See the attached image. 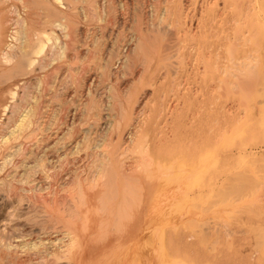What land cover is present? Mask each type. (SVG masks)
<instances>
[{"label": "bare ground", "instance_id": "6f19581e", "mask_svg": "<svg viewBox=\"0 0 264 264\" xmlns=\"http://www.w3.org/2000/svg\"><path fill=\"white\" fill-rule=\"evenodd\" d=\"M136 2L138 5L139 1L137 0ZM236 7H238L240 16L237 19H233V21L236 22L237 20L239 22L243 14L247 16V13H243L238 3ZM164 10H167L166 7ZM116 11V0H0V194H3L7 199H14L16 208L24 203L27 209L21 213V215L24 214L23 218L25 221L22 223L17 221L15 223L14 226H18L17 228L13 226V229L10 228L5 232L0 231V264H143L142 249L144 248V237L146 236L144 235V228L148 225V222L145 225L148 219L146 216L152 203L155 206L152 208V204L151 208L155 210L157 206L156 200L160 196L159 191H164L166 186L170 184H180L181 176H191H188L189 183L185 182L189 186H196L200 181V173L198 175L197 171L187 170L189 167L186 168L183 164L184 162L179 163L180 161L178 162L177 158L163 156L159 153L161 151H154V149L150 148L149 141L146 139L147 135L141 131H139V134L137 132L134 133L135 130L132 132L127 131L129 144L122 146V134L134 119L130 121L131 117L128 116L124 108L126 104L123 105L124 102L121 103L119 92L114 90L117 85L114 88L107 86L109 87L107 91L110 94L106 104L110 112L106 113V122L103 126L99 125V120L103 117L100 113V108L105 104L101 106L99 103L100 99L98 102L95 100L96 97L94 95H90L87 100L85 98L86 101L84 102L80 99L81 90L86 87L88 90L86 93L89 92L92 83H89L90 85L85 83L86 78L83 73L87 66L83 65L82 60L85 59V56L81 55L80 47L88 36L92 46L102 44L105 41L102 40L105 28L108 25L113 26L116 24ZM139 13L140 17L138 18L141 21L143 13L140 9ZM175 13L172 14L174 25H177L180 24L182 15ZM255 17V26L258 29H264V19L259 18L260 16ZM135 21L138 22V27L133 36V45L128 49L129 51L127 50L128 52H122L123 43L121 39H118L117 43L116 41L112 43L113 46L108 51L107 57H102V61H100L101 58L95 50L87 49V57L97 60L93 65L97 66L93 67L98 74L97 77H99V82L96 84L97 87L103 84L104 78L108 80L111 77L110 75L114 73L112 66L118 60L119 69L117 70L122 73L120 75H123L124 71L126 73L132 66L139 67L140 74L145 73L153 60L157 61L155 67L158 70L163 69L165 73L170 69V62L172 61H169V57L165 55L166 53L164 55L163 53L158 54L155 57L154 49L162 41L164 42L163 45H165L166 41H168L167 36L170 37L175 32L166 29V26L161 22L162 20L156 23H152L153 20L150 21V25L145 29L141 27L143 25L139 24L138 19ZM96 23L101 35L99 34V37L95 39V36L87 35L85 31H90L89 26L96 25ZM83 25H88L87 29L82 28ZM170 29L172 28L170 27ZM235 31L236 33H234L232 39H229L226 52L230 62V66H228L232 71H235H230L228 75L236 76L237 80L234 79L236 81L232 82L229 80L230 82H228L231 84V90H240L243 86L250 88L249 85L256 80L255 64L258 60L255 52L257 50L254 48L245 56L243 55L241 59H236L234 57V48L236 46H244L258 33L255 27L253 30H247L245 32L247 33L246 35L245 33H239L238 29ZM154 33L158 37L153 36L152 34ZM129 39H132V36ZM148 39L151 40L150 48L145 45ZM252 51L254 53H251ZM93 60L90 62L94 63L92 62ZM235 60L239 61L236 62ZM179 63L181 62L179 61ZM209 67L208 64L206 68L208 69ZM208 72H211V70ZM112 75L114 76V74ZM243 77L246 78H244L245 81H240L239 78L242 79ZM141 78L143 79V77ZM171 78L173 77L171 76ZM252 78L254 79L252 80ZM260 80L263 83L257 80L258 85L261 83L264 87V72H262ZM227 87L228 85H226ZM70 88L71 96L68 95ZM125 97L126 95L124 96V101ZM136 103L135 107H142L141 101L136 100ZM261 110L259 114H261ZM140 111L139 108L137 112L141 113ZM82 115L89 116L87 117L89 118L88 121L91 120L87 129H83L80 126L82 122L79 121L82 119L80 118ZM260 118L262 121H259L264 124V113ZM259 121L258 123H260ZM84 125L87 124L84 123ZM230 138H227V140ZM211 154L214 153L211 152ZM262 160L264 162V158ZM239 162L243 161L239 160ZM235 163H238V161ZM237 165L239 166V164ZM247 170L250 171V169ZM250 173L247 175L248 178L250 177L249 181L253 180V176L251 178ZM237 176L242 179L240 180L242 184L238 186L236 183L239 184V181H236L233 190L240 191V193L243 186L249 187L248 183L255 182L246 183L248 180L246 179L245 181V175L243 178L240 177L241 175ZM201 184L203 183L201 182ZM231 186L233 185L231 184ZM227 187L224 188H227V191L223 189L225 192L228 193L230 191L234 195L237 194V191L235 193L233 190H228L230 185ZM191 188L194 189V187ZM218 189L219 187H217ZM208 191L210 192V190ZM216 192L219 193V191L215 190L214 193ZM254 193L250 194L254 195ZM212 194H210V197ZM165 196L161 195L160 198ZM235 197L238 196L235 195ZM218 198H220L219 201H223L221 196L218 195ZM223 198H226V196ZM246 198V202H248L249 199L248 197ZM14 201L13 203H15ZM219 201L218 203H220ZM165 207L163 208L165 209ZM245 210L243 212L247 213L248 209L246 208ZM238 211L240 210L236 209L237 214ZM166 212L162 211L165 217ZM243 212L241 211V215ZM225 214L230 215V213ZM257 217L256 215L255 218L257 219ZM149 221L152 222L151 219ZM166 222L168 223L167 219ZM160 225L162 226H159L161 228L158 231L159 233L163 232L162 227L167 224ZM189 226L192 228V225ZM147 227L145 229H148ZM255 227H258V225ZM254 228L252 227L253 230ZM152 231H157V228ZM255 231L256 228L252 232ZM159 233L157 234L161 235ZM262 233H264V230ZM262 233L260 234L262 235ZM158 237L157 239H159ZM259 237L261 236L255 237L258 239L255 245L256 243L259 245L258 242L262 241V237ZM157 239L156 243L159 242ZM131 242L138 243L136 249L138 248L139 253L136 260L129 258ZM162 242L160 241L159 243L162 245ZM153 248L151 247V249ZM159 248L157 250L159 255H161ZM187 250L184 249L183 254L186 255V258H190L192 255L189 257L185 253ZM153 251L154 253H152L155 254L156 250L154 249ZM212 256L214 257L215 255ZM216 256L221 255L218 254ZM217 258L219 259V257ZM218 262L223 263L224 261L219 260Z\"/></svg>", "mask_w": 264, "mask_h": 264}, {"label": "rangeland", "instance_id": "374dc122", "mask_svg": "<svg viewBox=\"0 0 264 264\" xmlns=\"http://www.w3.org/2000/svg\"><path fill=\"white\" fill-rule=\"evenodd\" d=\"M136 1L137 0H116V24L113 26L108 25L105 28L104 37L102 39L105 41L102 44L92 46L89 36L82 43L80 47V53L83 57L85 56V59H83L82 62L83 65L85 64V67H88H86L83 73L86 78L85 83L89 84L92 82L93 84H89L92 94H90V91L86 93V91L88 90L86 87H84L82 89L83 91L81 90L80 99L84 102L90 95H94V97H96L95 100L99 102L100 99L99 103L101 106L105 104L102 107L100 106L101 108L99 107L100 113L103 116H101L102 118L99 120V125L103 126L106 122V113L108 114L110 112L108 109L109 107L107 108L108 105L106 104V101L109 100L108 96L110 94V92L107 90H109L108 88L110 86L114 88V86L117 85L114 90L119 92L121 103L124 102L123 105L126 104L124 108L128 116L131 117L130 121L134 119L132 122H130V125L122 134V146H127L129 144V131L132 132L133 130H135L134 133L137 132L138 134L139 131H141L147 135L146 139L149 141L148 144L150 145V148L154 149V151H161L159 153L166 157L169 156L177 158L178 162L180 161L179 163L184 162L183 164L185 165V167H189L187 168V170H192V172L197 171L198 175L200 173V184L198 183V185L196 186H189L186 183H189L190 180L188 178L191 176H181L183 182L182 179H180V184H170L166 186V189L164 191H159L160 196H165L166 194H168L167 196L163 197L165 200L158 196L156 205L158 206L161 200L163 202H161V204L159 205L160 207L158 206L159 208L156 206L155 210H152V208H154L155 206L154 203H152L153 206L151 204L152 208L149 205L150 207L148 208V211L150 212V214H148V212L146 217L149 220L151 219L153 224L146 218L147 220L145 225L148 222L149 226L146 225V227L148 226V229H145L146 227L144 226V235L146 236L144 237V248L142 249L143 264H264V233H262L264 230V162L262 160L264 158V124L259 121L261 120L260 117L263 116L264 113V87L263 84L261 85V83H263L262 80H260L262 72H264V29H258L254 24V19L256 18L255 16H260L259 18L264 19V0H138V5ZM236 2L241 6L240 8L243 10V13H247V16L243 14L239 22H237V20L236 22L233 21V19H237L240 16L238 13V7H236ZM153 4H155L156 6ZM165 7L167 10H164ZM139 9L143 13L141 21L138 18L140 17ZM172 13H180L182 15L180 24L174 25L175 22ZM136 19L139 20V24L143 25L141 27H143L144 29L146 27L148 28L151 23L150 21L153 20L152 23H156L162 20L161 22L166 26V29L173 30V32H175H171L173 33L172 35L168 34L170 35V37L167 36L168 41H166L167 43L165 45H163L164 42L162 41V43L157 44V48L154 49L155 57H157L158 54L163 53L164 55L166 53L165 55L169 57V61H172L170 62V69L165 73L163 69L158 70L155 67L157 65V61L153 60V62L150 64L149 69L145 73L140 74L139 67L132 66V68L127 70L126 73L124 71L123 75H120L122 73L117 70L119 69V60H115L116 62L112 66V71L114 72L112 74H114V76L111 74V77H108L111 81L104 78L103 84L97 87L96 84L97 82H99V77H97L98 74L93 68L97 67L96 65L93 66L95 64V61L97 60H93L90 57H87V49L89 50L91 48V50H95L101 58L100 61H102V57L106 58L108 55V51L110 50V48H112V43H115V41L117 43L118 39H121L123 43L122 52H128V49H130V47H132L133 45V36L135 35L138 27V22L135 21ZM230 23H232L233 25ZM87 26L88 25H83L82 28L85 29ZM89 27L90 31H85L87 35L95 36V39L98 38L100 32L97 23L96 25L93 24ZM170 27L172 29H170ZM254 27L257 29L258 34H256V36L249 42H247V44H245L244 46H236V48H234V57L236 59H241L243 55L245 56L246 54H248V52L254 50V48L255 50H257L255 52V54H257L258 60V62L255 64V75L257 74L255 76L256 80L253 81V84L249 85L250 88H248V86H245L246 88L243 86V88L241 87L240 90H231V84L229 82L236 81L237 77L230 74L228 75V73L232 71V69L229 67V56L226 52L229 39H232L234 33H236L235 30L237 29L239 30V33L244 34L245 32H247V30H253ZM91 32L92 34H90ZM246 34L247 33H245V35ZM152 35L157 36L155 33ZM131 36L132 39H129L131 38ZM150 41L151 40L148 39L145 42V45L149 48ZM124 46H126L127 49ZM168 46L170 47V49ZM251 53L254 52L252 51ZM91 60H93L92 62L94 63H91ZM204 60L206 63L204 62ZM179 61L182 64L179 63ZM235 61L238 62L239 60ZM208 64L210 67L207 69L206 67H208ZM210 70L211 72H208ZM157 74L159 75V77ZM171 76L173 78H171ZM141 77H143V79ZM149 78H151V80H149ZM244 78L245 77L239 79L240 81H245L246 78ZM253 79L254 78H252V80ZM257 80L261 82L259 83L260 85H258ZM113 81L115 82V84ZM149 81L151 84L149 83ZM221 85L223 88L221 87ZM226 85H228L227 88ZM218 88L219 90H217ZM220 89H222L221 92ZM141 94L143 95V97ZM68 95H72L71 88L68 90ZM125 95L126 97L124 101ZM106 97L108 98L106 99ZM130 99L132 100L130 101ZM136 100L142 102V107H135V105L137 104ZM104 107L106 108L105 110ZM137 108H140L141 113L137 112ZM259 108H263V111L260 109L261 114H259ZM247 112L249 116L247 115ZM85 117V115H82V117H80L82 119H80L79 121L82 122L80 126L83 129H87L91 121H88L89 118L87 117L89 116L86 117L87 120L85 119ZM258 121L260 123H258ZM83 122L87 125H84ZM240 131L241 133H239ZM227 138H230V141L227 140ZM210 151L214 154H211ZM207 152L209 155H211L209 156L208 154H206ZM235 160L238 161V163H235ZM239 160L243 162L240 163ZM260 163H262V165H260ZM237 164H239V166ZM197 166L201 167L202 169L198 168ZM245 168L250 169V171ZM248 171L249 173L251 172L250 175L251 178L253 176V180L249 181L250 177H247V175L249 174ZM237 175H241V178H243L245 175V181L246 179L248 180L246 181V183L251 181L255 182L248 183V185H250L249 187L243 186L244 189L243 187L241 188L242 194L240 193V191L236 190L237 194L235 195H237L238 197H235L234 193H230V191H228L227 193L225 191H227L228 185L232 187L231 189L229 187L228 190L232 191L236 181H239V184L236 183V185L239 186L242 184V182H240V180L242 179H240ZM233 176H235V178H233ZM201 182L203 184H201ZM231 184L233 186H231ZM182 187L184 190L182 189ZM191 187H194V189ZM217 187H219L218 190ZM220 187L222 190L225 187L227 188L224 189L225 191H222ZM208 190H210V192ZM215 190L219 191L220 194L218 192H216L218 194L214 193ZM233 191L236 193L235 190ZM254 191L256 192L254 193ZM208 192L210 194L213 193L211 196L212 198L210 197V194ZM250 193H254V195ZM240 194L241 198L239 197ZM218 195L221 196V200H223V203L219 201L220 198H218ZM225 196L226 198H223ZM244 196L248 197L249 200L250 198L251 200H253H248V202H246L247 198ZM212 199L214 200V202ZM13 201L14 199H7L3 194H0L1 232H5L10 228L13 229L12 227L17 221L21 223L25 221L23 218L24 214L21 215L22 212H25L27 210L25 204L22 203L20 207L17 206L18 208H16V201H14L15 203H13ZM218 201L220 203H218ZM243 201L245 202L243 203ZM240 202H242V204L239 205ZM248 203H251V207H249L250 205ZM238 205L240 206V208ZM256 206L257 208H255ZM163 207H165V209ZM246 208L248 209L247 213L243 212L246 211ZM236 209L240 210L238 211V214L236 212ZM257 210L258 212H260L259 214H257ZM162 211L164 213L168 211L169 214L168 212H166L167 214H165V217ZM241 211L243 212L242 215ZM225 213H230L229 216L231 217H229L228 214L226 215ZM256 215L258 216L257 219L255 218ZM252 218H254V220H252ZM159 219L161 220L158 221ZM166 219L168 223L166 222ZM164 223H166L167 225H164ZM160 224L164 225L162 227V233L158 232L161 229L159 228V226H162ZM187 225H192V228L191 226L188 227ZM257 225L258 227H255L256 231L252 232L255 230L254 226ZM17 227L18 226H14V228ZM252 227L254 228V230L252 229ZM156 228L157 231H152L154 229L156 230ZM156 232L161 235H158ZM260 233H262V235ZM155 235L156 237H154ZM157 236H159V239H157ZM258 236L262 237H259L262 239V241L260 240V242L262 243L258 242L259 245H257V243L255 245V242H257L258 240L255 237ZM156 239L159 240V242L163 241L162 245L159 242L156 243ZM130 244L132 246L129 258L131 260H136L139 253V251L137 250L138 248L136 249L138 243L135 244L131 242ZM159 245L161 246V248H159ZM157 246H159L158 248L161 251V255H159ZM162 246L164 250L162 249ZM151 247L153 249H151ZM193 247L194 250L196 249L195 251L193 250ZM154 249L156 250L155 254H153ZM184 249H188L185 253L189 255V257L192 255L190 258H186V255L183 254ZM221 250L222 252H220ZM228 250L231 251L228 252ZM222 253L224 256L222 255ZM218 254L223 257L221 258V256H216ZM210 255L215 256H212L211 258ZM217 257H219V259ZM199 259H202V262ZM217 259L218 261L222 260V262H224L220 263L221 261L218 262Z\"/></svg>", "mask_w": 264, "mask_h": 264}]
</instances>
